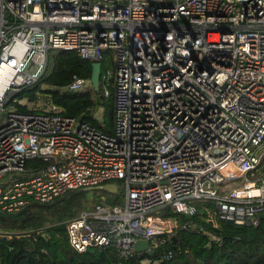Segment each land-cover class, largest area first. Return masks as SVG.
I'll list each match as a JSON object with an SVG mask.
<instances>
[{"label": "built area", "instance_id": "built-area-1", "mask_svg": "<svg viewBox=\"0 0 264 264\" xmlns=\"http://www.w3.org/2000/svg\"><path fill=\"white\" fill-rule=\"evenodd\" d=\"M54 49L107 62L111 131L14 97ZM90 85L74 77L65 88ZM37 157L46 163L26 175ZM108 182L118 200L46 227L76 251L128 255L137 239L163 251L166 235L195 227L162 213L191 216L197 200L212 201L211 226L261 222L264 0H0V210Z\"/></svg>", "mask_w": 264, "mask_h": 264}, {"label": "trees", "instance_id": "trees-1", "mask_svg": "<svg viewBox=\"0 0 264 264\" xmlns=\"http://www.w3.org/2000/svg\"><path fill=\"white\" fill-rule=\"evenodd\" d=\"M101 63L104 71L106 62ZM91 70V61L80 57L74 50H50L44 71L36 81L17 91L14 97L32 102L44 97L49 103L58 106L61 113L111 131L114 105L111 96L103 94L102 77L98 91L91 85L76 90L65 88L74 77L89 80ZM15 104L20 109H28L25 103ZM100 108L102 117L99 118L97 112ZM45 163L46 160L40 157L29 158L25 163L24 172L28 175ZM75 195L80 196V193ZM106 201L114 202L112 199ZM64 202L65 205L53 214L56 220L69 218L77 212L75 208H68L70 203L77 204V199ZM196 203V212L191 216L173 211L164 212L162 215L171 219L173 228L182 222L190 221L219 238L210 239L203 230L188 224L187 228L175 231V242H172L170 235H166L165 250L162 251L159 247L151 254L133 250L128 255H123L112 246H91L85 251H76L65 237L58 234L61 229L41 227L48 221L46 216L37 215L36 210L45 208L41 205L29 207L14 218L0 216V264H264V218L256 226L221 220L214 227L209 225L202 215L203 206H212V201L197 200ZM16 232L26 234L18 235ZM164 235L157 234L162 237ZM166 249L170 250V253H165Z\"/></svg>", "mask_w": 264, "mask_h": 264}, {"label": "water", "instance_id": "water-1", "mask_svg": "<svg viewBox=\"0 0 264 264\" xmlns=\"http://www.w3.org/2000/svg\"><path fill=\"white\" fill-rule=\"evenodd\" d=\"M91 66H92V70H91V75H90V83L93 87V89L95 91H98L100 89V74H101V64L100 62H91ZM13 176H19L18 173L14 174ZM99 189L108 191V192H115L117 190L116 188V183L115 182H108V183H104L101 184L100 186H98ZM87 189H91V187L89 188H83V189H79V190H87ZM79 190H71L68 191L66 193H64L62 196L58 197L57 199L49 202L47 204V206H52V205H56L59 203L64 202L71 194L75 193L76 191ZM39 205H44L41 203H30L28 205L23 206L22 208H20L17 211H13V212H5L0 210V216H4L7 218H14L18 215H21L24 211H26L29 207L31 206H39ZM261 217H264V214H261ZM195 227L198 229L203 230L202 226L195 224ZM203 232L210 238V239H218L219 236L213 234L212 232L208 231V230H203ZM171 240L172 242L176 241V235H171ZM133 249L137 252H147L148 254H151L154 252V249L150 246V243L147 239L145 238H140L137 239L134 244H133Z\"/></svg>", "mask_w": 264, "mask_h": 264}, {"label": "rangeland", "instance_id": "rangeland-1", "mask_svg": "<svg viewBox=\"0 0 264 264\" xmlns=\"http://www.w3.org/2000/svg\"><path fill=\"white\" fill-rule=\"evenodd\" d=\"M35 102H37L38 105H41L43 107H47V104L45 103L46 100L44 97H41L37 100H35ZM33 103V102H32ZM29 104V103H28ZM34 104V103H33ZM97 116L100 118L102 117V113H101V108L99 109V111L97 112ZM118 183L120 184V182L118 181ZM77 193H80V196L75 195ZM71 195H75V196H71ZM66 200L68 202H73L74 200H78L77 204H71L70 203V207L68 208H75V210H79L81 208H88V207H92L94 206L96 203H98L97 201L100 200V202H104L101 198L102 195L105 196L106 200L111 199L110 197V193H108L107 191H104L102 189H99L98 186L97 187H92L91 189H87V190H80V191H76L75 193L71 194ZM120 197V190L118 189L117 191V196L116 199H112L114 201L118 200ZM65 200V201H66ZM67 202V203H68ZM96 202V203H95ZM111 202V201H108ZM113 202V201H112ZM48 203H45L44 205H41L45 208H41L36 210L37 211V215H44L46 216L47 220L41 227L44 229L46 226L49 225V223H56L58 222L55 218H54V212L57 211V209L62 208L65 205L64 203H59L56 205H52V206H47ZM33 207V206H31ZM55 208V209H52ZM65 220H62L61 222H63ZM41 227L40 230H41Z\"/></svg>", "mask_w": 264, "mask_h": 264}, {"label": "crops", "instance_id": "crops-1", "mask_svg": "<svg viewBox=\"0 0 264 264\" xmlns=\"http://www.w3.org/2000/svg\"><path fill=\"white\" fill-rule=\"evenodd\" d=\"M90 61V60H89ZM104 61V60H103ZM103 61H101V62H103ZM105 62V61H104ZM101 64V73H102V63H100ZM106 64H107V62H106ZM106 67V66H105ZM108 192V191H107ZM108 193H110V197H111V199H115L116 198V196H117V191H115V192H108ZM101 198H102V200L104 201V202H99V203H111V202H108V201H106V198H105V196L104 195H102L101 196ZM79 211V210H78ZM77 213V212H76ZM75 213V214H76ZM74 214V215H75ZM72 217V216H71ZM65 219H67V218H65ZM65 219H63V220H65ZM57 221H61V220H57Z\"/></svg>", "mask_w": 264, "mask_h": 264}, {"label": "clouds", "instance_id": "clouds-1", "mask_svg": "<svg viewBox=\"0 0 264 264\" xmlns=\"http://www.w3.org/2000/svg\"><path fill=\"white\" fill-rule=\"evenodd\" d=\"M100 77H101V74H100ZM90 81V80H89ZM91 84V83H90ZM92 86V85H91ZM134 250V249H133ZM135 251V250H134Z\"/></svg>", "mask_w": 264, "mask_h": 264}]
</instances>
